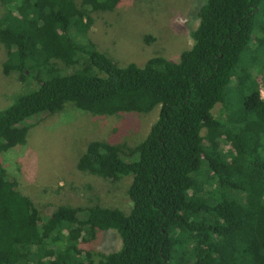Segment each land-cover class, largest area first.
<instances>
[{
	"label": "trees",
	"instance_id": "obj_1",
	"mask_svg": "<svg viewBox=\"0 0 264 264\" xmlns=\"http://www.w3.org/2000/svg\"><path fill=\"white\" fill-rule=\"evenodd\" d=\"M124 1L1 0L3 73L28 88L0 108V264H264V0H206L178 62L121 67L88 32ZM68 104L97 118L160 109L137 146L91 141L77 164L113 184L130 178L129 214L62 205L43 218L9 176L3 154L27 144L28 122ZM110 230L119 251L83 248Z\"/></svg>",
	"mask_w": 264,
	"mask_h": 264
},
{
	"label": "rangeland",
	"instance_id": "obj_2",
	"mask_svg": "<svg viewBox=\"0 0 264 264\" xmlns=\"http://www.w3.org/2000/svg\"><path fill=\"white\" fill-rule=\"evenodd\" d=\"M205 1L125 0L113 12L95 14L88 38L121 67L131 63L144 65L156 56L178 62L182 53L193 46L192 33L199 24L197 12ZM4 12L0 0V18ZM259 22L258 19L257 24ZM253 38H257V32ZM257 57L252 50L248 62L253 65ZM5 61L6 50L0 44L1 109L11 106L28 88L19 76L4 75ZM259 84L264 98L261 77ZM159 114L160 109H157L149 116L130 114L97 118L68 104L61 113L43 114L29 121L32 129L27 144L4 153L3 163L9 176L17 179L19 190L34 202L43 218L50 217L62 205L88 208L98 204L129 214L132 210L127 194L130 178L113 184L82 173L77 164L91 141L137 146L148 136ZM213 114L226 123L231 119L230 112L222 105H217ZM206 135L207 131L203 130L202 136ZM230 141L223 140L222 148L231 159L237 152L234 141ZM82 246L110 254L121 249L122 240L115 230L98 231L93 241Z\"/></svg>",
	"mask_w": 264,
	"mask_h": 264
}]
</instances>
